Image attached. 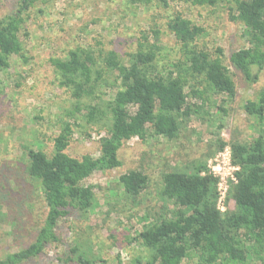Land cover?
<instances>
[{
  "label": "trees",
  "instance_id": "1",
  "mask_svg": "<svg viewBox=\"0 0 264 264\" xmlns=\"http://www.w3.org/2000/svg\"><path fill=\"white\" fill-rule=\"evenodd\" d=\"M39 0H17V10L0 18V71L10 67L17 55L26 58L21 32L29 19V10ZM147 4L152 0H129ZM170 0H157L168 6ZM194 4L225 2L231 18L243 26L246 45L234 51L230 60L249 83L259 79L264 68V0H192ZM167 27L179 45V57L161 63L160 31L143 32L134 52L125 60L115 50L76 45L66 57L51 58L60 87L76 100L54 139L51 155L42 149H29L27 174L40 189L48 207L44 223L35 240L0 259V264H22L40 255L51 243H61L59 221L73 210L88 213L98 205L92 185L84 181L96 171L122 165L119 150L134 137L141 140L154 133L176 139L183 124L198 114L204 105L190 103V96L203 99L213 95L237 94L236 82L224 61V50L214 51L199 45L204 27L177 11ZM254 67L258 71L254 72ZM105 86L115 89L108 99ZM84 98L92 102L83 103ZM257 121L258 134L251 141L233 135L226 141L218 135L217 147L211 144L208 158L230 146L237 181L228 198L234 208L218 207V178L209 172L207 159L194 170L171 169L162 176L160 197L163 211L147 212L143 227L129 243H137L141 252L132 264H181L195 256L202 264H264V88L255 99L244 104ZM83 110L87 124L103 123L106 135L100 139V154L71 155L67 148L73 138L77 114ZM223 110V107H222ZM77 120V119H76ZM220 134V133H219ZM125 198L137 204L149 184L142 170L131 169L119 176ZM172 206V207H170ZM69 260L94 264L81 244L71 247ZM73 254V255H72Z\"/></svg>",
  "mask_w": 264,
  "mask_h": 264
},
{
  "label": "rangeland",
  "instance_id": "2",
  "mask_svg": "<svg viewBox=\"0 0 264 264\" xmlns=\"http://www.w3.org/2000/svg\"><path fill=\"white\" fill-rule=\"evenodd\" d=\"M16 10L17 0H0V18ZM177 11L204 27L205 33L198 40L201 47L224 50V61L236 82V96L228 99L226 95H213L205 103L190 96V103L204 108L188 118L176 139L151 133L147 140L134 137L125 142L119 150L121 166L96 171L84 181L94 187L98 198L95 209L85 214L73 210L62 218L57 228L61 243L49 244L40 255L22 264H79L67 257L75 242L81 244L94 264H132L142 249L129 240L142 229V217L147 212L163 211L165 203L159 195L163 174L171 169L192 171L205 159L208 166L210 159L223 151L206 156L212 150L211 144L217 147L218 135L226 141L233 135L246 141L257 136V121L246 112L244 104L264 88V68L259 71L258 81L249 83L232 65L231 54L246 42L242 24L231 18L225 2L201 5L192 0H170L168 6H163L157 0L147 4H132L129 0H39L29 10L21 32L26 58L15 55L10 67L0 71V259L30 245L44 223L48 207L42 192L28 177V151L42 149L51 155L54 139L76 105V100L58 84L51 58L66 57L76 45H90L115 50L126 60L128 53L136 50L143 32L158 29L160 64L173 61L179 57V45L167 22ZM102 92L108 99L115 89L105 86L98 95ZM88 102L92 100L83 99V103ZM83 114L82 110L77 120L71 119L78 124L67 151L76 157L98 156L106 129L103 123L87 124ZM131 169L149 176L138 204L124 197L119 183V176ZM228 195L225 210L235 206ZM181 264L202 263L193 256Z\"/></svg>",
  "mask_w": 264,
  "mask_h": 264
},
{
  "label": "built area",
  "instance_id": "3",
  "mask_svg": "<svg viewBox=\"0 0 264 264\" xmlns=\"http://www.w3.org/2000/svg\"><path fill=\"white\" fill-rule=\"evenodd\" d=\"M208 169L210 173L218 178V207L221 211H224L225 200L230 186L237 181L235 172L238 170V166L233 163L231 148L226 147L216 157L210 159Z\"/></svg>",
  "mask_w": 264,
  "mask_h": 264
}]
</instances>
